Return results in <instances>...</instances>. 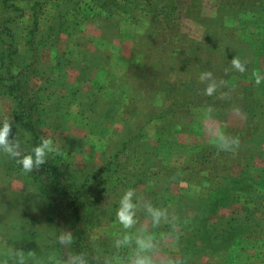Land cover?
Wrapping results in <instances>:
<instances>
[{
  "label": "rangeland",
  "instance_id": "374dc122",
  "mask_svg": "<svg viewBox=\"0 0 264 264\" xmlns=\"http://www.w3.org/2000/svg\"><path fill=\"white\" fill-rule=\"evenodd\" d=\"M13 2L18 10L0 6V31L13 15L7 25L26 27L20 63H29L38 9L41 56L28 86L50 155L95 208L92 258L264 264V0ZM5 120L15 121L14 101L0 87ZM124 144L123 164L106 167ZM8 148L0 146V264H66L59 243L68 247L70 224L58 216V229L33 170ZM129 190L126 227L118 212Z\"/></svg>",
  "mask_w": 264,
  "mask_h": 264
},
{
  "label": "trees",
  "instance_id": "16d2710c",
  "mask_svg": "<svg viewBox=\"0 0 264 264\" xmlns=\"http://www.w3.org/2000/svg\"><path fill=\"white\" fill-rule=\"evenodd\" d=\"M4 4L7 8L14 7L16 10L19 6L18 2L9 3V0H2L0 6ZM35 4L41 5V1H36ZM5 9V8H4ZM31 24L33 29L29 31L28 41L29 49L27 58L29 63L17 62V54L20 48L18 34L24 28H13L7 25V22L16 20L17 15H13V19L7 20L1 27L0 44H3L4 49L0 52V87L4 88L8 96L12 97L14 101L15 121L10 123V131L8 135V145L14 152H20L21 155L31 152L33 148L42 144V140L46 139L44 127L47 120L44 118L41 107L37 99V92L30 90L28 86L27 76L31 73H36V63L41 56L39 42L34 38L36 29L38 28L39 13L35 9ZM12 17V16H11ZM18 32V33H17ZM34 35V36H32ZM3 122L0 121V124ZM127 145L124 144L114 156L115 159L110 160L106 167L110 169H117L124 161L116 159L118 154H125L127 152ZM17 158V157H16ZM17 158V163H18ZM112 161V162H111ZM19 164V163H18ZM20 166H22L20 164ZM34 176L40 182L43 192L50 198L53 207L54 221L58 225L60 231L64 228L59 223V218L64 217L68 220L71 228V239L67 240L68 247L59 243V255L61 254L66 264L73 260L76 264H100L92 258L93 249L90 251L88 245V229L89 219L92 213L95 214V208L86 206L83 202L82 187L78 182H72L61 170L60 165L48 152L45 156V162L39 167H33ZM98 172L95 173L97 176ZM85 181V179L83 180ZM91 246V244H90ZM92 247V246H91ZM91 252V254H90Z\"/></svg>",
  "mask_w": 264,
  "mask_h": 264
},
{
  "label": "clouds",
  "instance_id": "9594fccd",
  "mask_svg": "<svg viewBox=\"0 0 264 264\" xmlns=\"http://www.w3.org/2000/svg\"><path fill=\"white\" fill-rule=\"evenodd\" d=\"M233 63L239 67V60L234 59ZM260 79L257 77V83H259ZM211 92V88L208 89ZM10 121L5 120L2 124H0V146H3V150L6 152H10L11 150L8 148V135L10 131ZM237 145L239 143L238 139L234 141ZM221 148H226L227 143L225 142V138L220 136V145ZM52 141L50 139H43L42 144L36 146L31 150V152L21 155L20 152H13L12 155L14 157L19 158L18 163L22 165V168L25 171H32L33 167H39L42 163L45 162V156L48 152L52 151ZM131 190L127 191L123 197V208L119 210L118 216L121 218L126 227L130 226L134 221L132 220V214L128 211L129 208L132 207L131 203L128 201V197L131 196ZM156 216L160 215V212L154 213ZM62 240H70V234L67 237H62ZM141 248H151L150 241H139ZM83 264V261H81ZM134 264H153V261L148 256L137 257L134 260Z\"/></svg>",
  "mask_w": 264,
  "mask_h": 264
}]
</instances>
